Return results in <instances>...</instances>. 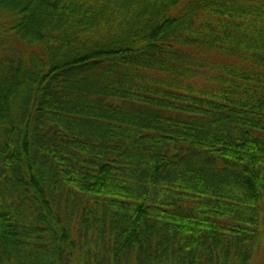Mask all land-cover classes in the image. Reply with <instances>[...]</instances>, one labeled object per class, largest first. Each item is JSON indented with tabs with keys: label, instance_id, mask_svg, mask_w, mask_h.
<instances>
[{
	"label": "trees",
	"instance_id": "16d2710c",
	"mask_svg": "<svg viewBox=\"0 0 264 264\" xmlns=\"http://www.w3.org/2000/svg\"><path fill=\"white\" fill-rule=\"evenodd\" d=\"M264 0H0V264H262Z\"/></svg>",
	"mask_w": 264,
	"mask_h": 264
},
{
	"label": "rangeland",
	"instance_id": "374dc122",
	"mask_svg": "<svg viewBox=\"0 0 264 264\" xmlns=\"http://www.w3.org/2000/svg\"><path fill=\"white\" fill-rule=\"evenodd\" d=\"M259 260L262 262V264H264V250H261V252L259 253Z\"/></svg>",
	"mask_w": 264,
	"mask_h": 264
}]
</instances>
